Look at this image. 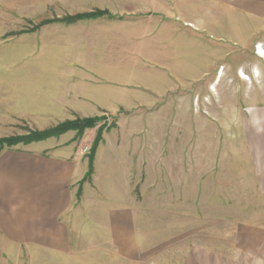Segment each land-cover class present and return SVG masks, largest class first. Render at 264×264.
<instances>
[{
  "label": "crops",
  "instance_id": "1",
  "mask_svg": "<svg viewBox=\"0 0 264 264\" xmlns=\"http://www.w3.org/2000/svg\"><path fill=\"white\" fill-rule=\"evenodd\" d=\"M171 1V18H186L190 39L161 45L158 58L147 57L149 66L139 74H114L113 86L88 83L98 72L81 73L76 83L15 85L16 115L39 129L58 119L100 115L104 107L117 122L104 133L80 199L88 160L75 155V142L63 141L65 135L0 153V264H85L75 256L83 233L99 235L107 250H118L135 236L140 204L152 193L164 211L173 210V203L181 211L183 202L198 209L205 173L198 170L204 162L214 167L213 150L208 152L214 138L207 137L205 147L197 132L183 131V118H224L208 104L197 115L193 99L198 83L219 88L236 49L250 51L258 67L239 66L235 75L264 90V57L254 51L256 44L264 48V0ZM262 219L257 228L264 236Z\"/></svg>",
  "mask_w": 264,
  "mask_h": 264
},
{
  "label": "rangeland",
  "instance_id": "2",
  "mask_svg": "<svg viewBox=\"0 0 264 264\" xmlns=\"http://www.w3.org/2000/svg\"><path fill=\"white\" fill-rule=\"evenodd\" d=\"M172 9L171 0H0V140L27 139L67 121L93 118L96 127L81 137L76 131L50 137L63 140L65 135L63 141L75 142L76 149L81 144L92 148L101 128L105 133L116 127L117 115L108 107L100 115L58 119L39 129L16 115L15 85L76 83L81 73L98 72L101 75L88 83L113 86L114 74H139L149 66L147 57L158 58L161 45H180L190 39L186 18H171ZM95 11L106 15L63 22ZM260 45L254 51L264 57ZM236 50H230L232 58L219 88L213 91L198 83L193 99L197 115L208 104L214 116L221 113L224 118H183V131L197 132L205 147L207 137L209 142L214 138V147L208 150L213 152L214 167L204 162L198 170L199 175L205 171L198 209L183 202L181 211H175L174 203L173 210L164 211L152 193L148 202L140 204L133 240L120 242L118 250L114 246L107 250L99 235L83 233L75 248L78 260L85 264H264V236L257 228L264 217V150L259 145L264 107L253 106L264 102V90L249 88L235 75L239 66L258 67L250 51ZM36 142L40 141L12 147ZM154 186L152 191L157 190Z\"/></svg>",
  "mask_w": 264,
  "mask_h": 264
},
{
  "label": "trees",
  "instance_id": "3",
  "mask_svg": "<svg viewBox=\"0 0 264 264\" xmlns=\"http://www.w3.org/2000/svg\"><path fill=\"white\" fill-rule=\"evenodd\" d=\"M104 15H106L104 12L95 11L94 13H84V14H80L77 16L67 17L63 20V22L67 23V24H73V23L78 22L80 20L96 19V18H99V17L104 16ZM96 125H97V120L93 119V118L76 119L74 121H67L65 123H62V124L56 126L55 128H52L48 131H44L42 133H36V134H34V136L32 135L30 138H27V139H21V138L1 139L0 140V153L5 149V146L12 147L18 143H25V142L30 143V142H34V141H42V140H46L50 137H56V136L65 134L68 131H76L77 137H81L87 129L95 128ZM103 133H104V128L103 129L101 128L98 132V136L96 137L95 142H94V144L91 148V151L89 153L88 172H87L85 178L83 179V181L80 183V188L78 191V199H80V197L82 195L81 185L85 181L91 180V177L93 175L94 159H95L97 149H98L101 141L103 140Z\"/></svg>",
  "mask_w": 264,
  "mask_h": 264
},
{
  "label": "built area",
  "instance_id": "4",
  "mask_svg": "<svg viewBox=\"0 0 264 264\" xmlns=\"http://www.w3.org/2000/svg\"><path fill=\"white\" fill-rule=\"evenodd\" d=\"M261 47V45L258 47V49ZM264 53V51H263ZM90 146L89 145H83L81 144L77 149H76V152H75V155L77 157H84L86 156L87 154L90 153Z\"/></svg>",
  "mask_w": 264,
  "mask_h": 264
},
{
  "label": "bare ground",
  "instance_id": "5",
  "mask_svg": "<svg viewBox=\"0 0 264 264\" xmlns=\"http://www.w3.org/2000/svg\"><path fill=\"white\" fill-rule=\"evenodd\" d=\"M241 76L243 77V78H246L247 76H245L243 73L241 74ZM247 79H248V77H247Z\"/></svg>",
  "mask_w": 264,
  "mask_h": 264
}]
</instances>
